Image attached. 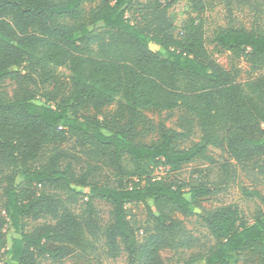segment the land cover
Listing matches in <instances>:
<instances>
[{
    "label": "trees",
    "instance_id": "16d2710c",
    "mask_svg": "<svg viewBox=\"0 0 264 264\" xmlns=\"http://www.w3.org/2000/svg\"><path fill=\"white\" fill-rule=\"evenodd\" d=\"M93 1L0 0V82L21 77L33 85L13 98L0 91L4 212L15 232L4 264H32V251L51 253L46 242L70 243L71 225L62 217L81 197L87 198L89 216L93 198L110 206L105 237L111 257L122 247L128 264H160L161 248L183 250L193 239L164 209L190 216L202 197L234 183L238 169L261 167L264 74L236 81L208 45L243 55L253 70L264 69V33L227 25L207 39L190 19L176 36L167 13L179 0H100L85 20L84 5ZM221 1L229 11L248 10L264 19V0ZM134 13L138 18H129ZM61 68L69 72L67 96L52 105L35 102L38 94L49 99L44 88ZM114 101L128 117L123 126L107 128L84 112ZM176 107L188 114L181 131L161 125L154 141L133 138L141 109ZM194 128L198 141L179 147L176 141ZM69 139L74 145L62 146ZM210 146L227 157L215 159ZM194 159L207 166L187 186L154 174ZM147 200L157 211L156 230L138 244L126 205ZM260 202L262 211L251 223L241 219L234 204L205 212L202 220L214 245L200 257L202 264H242L243 250L254 246L264 264V195ZM44 217L54 223L39 232L26 229L27 218ZM55 251L56 258L69 253L62 245Z\"/></svg>",
    "mask_w": 264,
    "mask_h": 264
},
{
    "label": "rangeland",
    "instance_id": "374dc122",
    "mask_svg": "<svg viewBox=\"0 0 264 264\" xmlns=\"http://www.w3.org/2000/svg\"><path fill=\"white\" fill-rule=\"evenodd\" d=\"M144 1V0H141ZM100 0H94L84 5V19L88 20L89 10L97 5ZM168 16L174 25V34L181 37L182 24L190 19H195L202 26L204 36L209 39L212 32L227 25L254 29L264 33V19L253 14L251 11H229L221 0H179L168 10ZM129 18H138L137 13L128 15ZM109 38V35L105 36ZM217 62L222 65L236 81H244L250 77L264 74V69L253 70L246 62L243 55H236L228 50H224L213 45H208ZM57 78L50 83L46 90L49 99L38 94L34 101L41 104H54L60 98L67 96L70 89L69 72L63 68ZM20 74H24L23 68H19ZM33 88L24 80L4 79L0 82V91L5 98H13L22 88ZM87 115L96 118L99 123L107 128H117L123 126L127 120V115L119 111V102L114 101L101 107L89 106L84 111ZM188 114L183 107H176L171 110L141 109L132 128L133 138L141 143H149L160 137V126L181 131L179 125L184 122ZM200 133L197 128L187 138L176 141L179 147H189L196 141ZM74 140L65 141L62 146L72 147ZM208 152L215 158H226L227 153L215 148L208 147ZM258 162L261 164L259 169L247 168L238 169V177L234 183L223 187L220 191L206 197H202L200 206L193 209V214L184 216L173 208H166L163 212L170 217L178 220L182 227L192 234L193 239L188 247L183 250H173L163 247L158 252L160 264H202L200 258L208 249L214 245V240L210 235L202 216L207 210L213 209L222 204H234L237 206L240 217L246 222H253L255 217L262 211L260 202L264 195V155ZM207 164L194 159L185 162L177 170H168L160 167L154 174L160 176L167 183L174 186L188 185L194 183L201 177L200 170ZM0 172V264H4L9 255L6 250L10 247V239L15 235L11 223L4 212V188L6 182ZM19 181L16 182L18 184ZM81 188V187H77ZM86 197H81L76 203L70 204L63 213V220L66 225H71L72 238L70 243L46 242V247L51 251L39 253L32 251V264H128V255L120 247L118 255L111 257L106 244L105 230L110 224V206L98 198L91 200L93 208L90 216L87 213ZM129 218L136 224V238L141 244L148 234L155 232L156 220L152 201L131 203L126 205ZM46 223H54L50 217L27 218L25 221L26 229L29 231H41ZM66 246L69 253L61 258L55 257L57 246ZM244 261L242 264H261L258 247H249L243 250ZM195 258V260H193Z\"/></svg>",
    "mask_w": 264,
    "mask_h": 264
}]
</instances>
